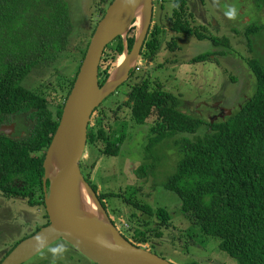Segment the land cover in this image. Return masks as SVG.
<instances>
[{
	"label": "trees",
	"instance_id": "16d2710c",
	"mask_svg": "<svg viewBox=\"0 0 264 264\" xmlns=\"http://www.w3.org/2000/svg\"><path fill=\"white\" fill-rule=\"evenodd\" d=\"M101 1L106 7L100 20L113 0ZM159 1L154 0V23L140 54V58L149 61L159 56L165 38L163 26L155 24L156 7L157 17L165 10L166 0ZM168 1L172 3L170 31L175 36L167 44V50L178 52V36H181L207 41L215 49H221L198 55L190 63L212 61L220 65V58L233 54L229 38L210 36L207 27L193 25L194 14L188 0ZM259 1L264 4V0ZM262 31L264 24L248 27L245 36L251 49L252 38ZM75 32L73 14L66 0H0V126L9 125L23 115L32 124L29 135L22 139L0 134V194L9 199L23 198L31 207L46 209L44 163L91 42L86 49L81 48L83 61L79 62L80 52L77 54L78 67L68 94L57 107L54 99L30 89L24 81L35 68L64 62ZM135 40L134 27H131L126 43L118 38L108 46L99 66L100 86L107 81L125 51L131 54ZM247 63L256 77L255 93L232 114L213 120L182 111L179 96L165 89L160 79L138 74L139 65L130 69L119 86L126 84L129 88L123 104L129 107L135 124L147 125L150 118L155 119L145 146L144 163L135 170V175L149 179L160 163L158 148L161 144L179 133H196L206 124L208 132L204 136L175 140L180 158L173 173L164 180V187L178 196L183 215L198 226L201 242L217 239L219 250L236 258L240 264H264V62L250 58ZM108 117L105 111L98 112L89 126L88 144L101 142L104 155L117 156L126 136L121 133L114 140L110 139L105 130ZM85 168L82 163L85 179L107 214L92 174ZM127 204L141 214H130L132 227L128 234L119 231L121 235L132 245L144 248L155 239H162L163 229L170 227V212L140 201ZM155 219L158 223L153 224ZM49 225L50 220L45 227ZM21 241L4 254L0 263Z\"/></svg>",
	"mask_w": 264,
	"mask_h": 264
},
{
	"label": "rangeland",
	"instance_id": "374dc122",
	"mask_svg": "<svg viewBox=\"0 0 264 264\" xmlns=\"http://www.w3.org/2000/svg\"><path fill=\"white\" fill-rule=\"evenodd\" d=\"M66 1L73 14L76 32L63 57L65 61L54 66L35 68L24 81L30 89L54 99L56 107L63 103L68 94L71 78L78 67V63H75L77 54L80 52L79 62L83 61L81 48L86 49L91 42L94 27L106 7L101 0ZM188 1L194 14L193 25L207 27L210 36L229 38L233 54L220 58V65L212 61L190 63L198 55L221 49H215L207 41L198 42L181 36H178L180 50L176 53L167 50V44L175 35L170 31L172 3L166 0L165 10L158 17V8L155 10V24L162 25L165 33L159 56L155 61L139 57L131 68L139 65L138 74L160 79L165 89L179 96L182 111L193 116L198 114L206 120L215 118L216 105H220L221 109L236 110L256 91V77L247 62L250 58L264 62V31L252 38V49L245 32L250 25L264 24V4H260L259 0ZM232 10H235V15L230 17L228 13ZM133 27L134 36L137 37L139 30L137 26ZM128 90L127 85L122 84L103 100V106L100 105L99 109L110 116L106 119L105 129L110 139L114 140L121 133L126 136L119 154L104 155V145L97 142L88 144L82 162L91 172L92 181L102 195V204L110 222L118 231L127 233L132 227L129 223L130 214H141L140 210L135 211L127 202L140 201L153 208L163 207L171 214L170 227L163 229L162 239H155L153 243L144 245L145 248L172 264H240L236 258L219 250V240L210 238L201 242L199 228L183 215L178 196L164 187L180 158L175 140L202 137L208 132V126L203 124L196 133H179L166 140L158 148L160 163L153 176L147 180L140 179L135 175V170L144 163L145 146L155 119L150 118L147 125H138L131 119L127 106L117 108ZM115 115L118 117L112 120L111 117ZM16 127L21 129L22 134L18 133L22 135L20 138L27 136L31 128L30 121L22 117ZM48 223L47 210L43 206L31 207L23 198L9 199L0 194V260L15 243L32 236ZM155 223H158L157 219L153 220ZM59 244H63L67 251L62 256L53 257L49 249ZM53 261L55 264H95L65 240L55 242L26 264H53Z\"/></svg>",
	"mask_w": 264,
	"mask_h": 264
},
{
	"label": "water",
	"instance_id": "95a60500",
	"mask_svg": "<svg viewBox=\"0 0 264 264\" xmlns=\"http://www.w3.org/2000/svg\"><path fill=\"white\" fill-rule=\"evenodd\" d=\"M141 1L113 0L98 22L87 55L66 100L59 128L44 163L46 210L50 225L22 240L0 264H26L59 240L68 241L95 264H172L144 247L132 245L121 235L110 222L82 170V162L89 140V126L93 115L101 102L127 78L131 69L126 71L125 76L118 84L104 94L103 89L107 81L103 86L99 85L100 63L108 46L118 38L124 40L121 32L129 26L128 34L131 27L134 26L132 23H134L135 9ZM149 4L144 36L142 40H138L137 37L131 54L125 51L129 58L140 57L150 32L154 17V0H149ZM126 66L127 64L124 65V68ZM232 113L233 109H227L224 115L221 114V117L224 118ZM9 130H13V127L7 126L1 129L5 133H10ZM53 161H56L58 165V173L55 176L50 171ZM85 185H88L104 211L108 228L105 226L96 229L89 228L86 217L79 214L80 192ZM41 234L47 237V243L37 249L34 246L35 238ZM109 236H114L115 242L110 240Z\"/></svg>",
	"mask_w": 264,
	"mask_h": 264
},
{
	"label": "bare ground",
	"instance_id": "6f19581e",
	"mask_svg": "<svg viewBox=\"0 0 264 264\" xmlns=\"http://www.w3.org/2000/svg\"><path fill=\"white\" fill-rule=\"evenodd\" d=\"M149 7V0H142L138 5L137 9H135L134 26H137V30H139L137 36L138 40H142L144 36ZM128 27H126V29L121 32V35L123 37L126 36ZM135 62H137V58H129V56L124 53L123 57H121V60L119 61L117 68L113 70L111 76L108 78L104 86L103 93H107L114 85L118 84L121 79L125 76L126 71L129 70V68H131V66H133ZM125 64H127V66L124 68ZM50 171L53 176L57 175L58 165L56 161L52 162L50 166ZM78 211L81 216L86 217V220H88L89 228L96 229L97 227L104 226L108 228L106 224L105 213L100 207L99 203L97 202V199L93 195L88 185H85L81 188ZM109 239L112 241L115 240L114 236H109Z\"/></svg>",
	"mask_w": 264,
	"mask_h": 264
},
{
	"label": "flooded vegetation",
	"instance_id": "af4514ba",
	"mask_svg": "<svg viewBox=\"0 0 264 264\" xmlns=\"http://www.w3.org/2000/svg\"><path fill=\"white\" fill-rule=\"evenodd\" d=\"M127 99V96H126V93H125V97H124V100H122L121 102H120V104L119 105H117V108H118V106L119 107H121L122 105H124L123 104V102L125 101ZM104 102H101V104L100 105H102ZM124 106H126V105H124ZM242 106V105H241ZM240 106V107H241ZM128 107V106H127ZM129 108V107H128ZM100 106L96 109V114L94 113V115H93V118H92V121H93V119L94 118H96V115H98V112H101L100 110ZM130 110V109H129ZM225 110H227V109H221V107H220V105H216V116H215V118H212V119H218V118H222L221 117V114L222 115H224L225 114ZM234 111V110H233ZM116 112V109H114V113ZM117 116V115H116ZM22 117H25V118H27L26 116H19V117H17L13 122H11V124H9V125H1L0 126V134H4L5 136H7L8 138H10V139H22V138H24V137H26V135L24 136V134H23V136L24 137H21L20 138V136H22L21 134V129H19V128H17L16 127V125H17V121H19V119H21ZM28 119V118H27ZM113 120V119H112ZM28 121H30V119H28ZM92 121H91V124H92ZM90 124V125H91ZM30 125L32 126V124H31V122H30ZM7 126H12L13 127V130H9L8 132H10V133H5V132H2L1 131V129L3 128V127H7ZM30 130H31V128L28 130L29 131V133H30ZM18 133H21V134H18ZM29 135V134H28ZM27 135V136H28Z\"/></svg>",
	"mask_w": 264,
	"mask_h": 264
},
{
	"label": "clouds",
	"instance_id": "9594fccd",
	"mask_svg": "<svg viewBox=\"0 0 264 264\" xmlns=\"http://www.w3.org/2000/svg\"><path fill=\"white\" fill-rule=\"evenodd\" d=\"M228 15L230 17H233L235 15V10H232L228 13ZM47 243V237L44 235H38L35 238V244L34 246L39 249L42 246H45ZM49 251L52 253L53 257H58V256H62L63 253H65L67 251V248L63 245V244H59L56 247H52L49 249ZM53 264H55V261H53Z\"/></svg>",
	"mask_w": 264,
	"mask_h": 264
}]
</instances>
